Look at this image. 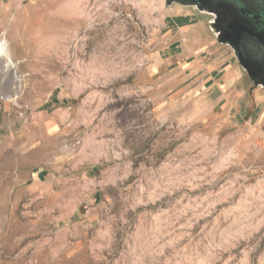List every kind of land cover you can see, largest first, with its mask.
<instances>
[{"label": "rangeland", "instance_id": "374dc122", "mask_svg": "<svg viewBox=\"0 0 264 264\" xmlns=\"http://www.w3.org/2000/svg\"><path fill=\"white\" fill-rule=\"evenodd\" d=\"M212 21L0 0V264H264V86Z\"/></svg>", "mask_w": 264, "mask_h": 264}, {"label": "flooded vegetation", "instance_id": "af4514ba", "mask_svg": "<svg viewBox=\"0 0 264 264\" xmlns=\"http://www.w3.org/2000/svg\"><path fill=\"white\" fill-rule=\"evenodd\" d=\"M219 1L227 5V16H224L225 25L233 32L234 44L243 61L245 63L255 62L264 70V7L262 1H257L254 10L245 8L237 0ZM210 14L213 15V20L217 18L216 14Z\"/></svg>", "mask_w": 264, "mask_h": 264}, {"label": "water", "instance_id": "95a60500", "mask_svg": "<svg viewBox=\"0 0 264 264\" xmlns=\"http://www.w3.org/2000/svg\"><path fill=\"white\" fill-rule=\"evenodd\" d=\"M240 4L244 5L245 8L254 10L257 5V1L259 0H237ZM263 3L264 0H260ZM167 5H173L175 3H179L186 6H196L202 11H207L217 15V18L211 22V26L214 29L217 39L221 43L229 44L239 60L242 67L248 73L250 79L252 80L255 87L264 86V70L261 65L252 62L245 63L234 44L233 40V32L227 28L226 20L224 16H227V5L225 2H220L219 0H166ZM219 11V12H218ZM264 11V8H263ZM256 12V11H254Z\"/></svg>", "mask_w": 264, "mask_h": 264}, {"label": "bare ground", "instance_id": "6f19581e", "mask_svg": "<svg viewBox=\"0 0 264 264\" xmlns=\"http://www.w3.org/2000/svg\"><path fill=\"white\" fill-rule=\"evenodd\" d=\"M74 12V11H73ZM8 56V55H7ZM8 60L10 61V62H12L13 64H15L14 63V61H13V59L10 57V56H8Z\"/></svg>", "mask_w": 264, "mask_h": 264}, {"label": "crops", "instance_id": "0c3cea01", "mask_svg": "<svg viewBox=\"0 0 264 264\" xmlns=\"http://www.w3.org/2000/svg\"><path fill=\"white\" fill-rule=\"evenodd\" d=\"M225 81H227V80L225 79ZM225 81H224V84L226 83Z\"/></svg>", "mask_w": 264, "mask_h": 264}]
</instances>
